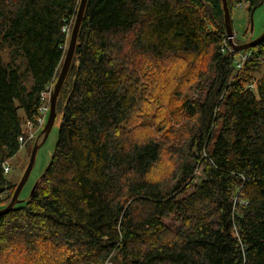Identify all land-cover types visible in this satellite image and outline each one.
<instances>
[{
  "label": "trees",
  "instance_id": "trees-1",
  "mask_svg": "<svg viewBox=\"0 0 264 264\" xmlns=\"http://www.w3.org/2000/svg\"><path fill=\"white\" fill-rule=\"evenodd\" d=\"M80 1L0 0V210L18 185L3 164L60 75ZM243 2L251 15L264 0H227L230 13ZM224 22L222 0H88L56 146L28 201L0 215V264H264V41L237 71L238 52L221 50ZM147 56L209 61L200 100L181 104L198 124L168 146V177L156 171L164 137L133 133L149 77L136 62Z\"/></svg>",
  "mask_w": 264,
  "mask_h": 264
},
{
  "label": "rangeland",
  "instance_id": "rangeland-1",
  "mask_svg": "<svg viewBox=\"0 0 264 264\" xmlns=\"http://www.w3.org/2000/svg\"><path fill=\"white\" fill-rule=\"evenodd\" d=\"M251 15L248 11V4L243 2L234 5L231 14L232 27L234 34H236L235 36H237L236 39H234V43L239 45L248 43L260 38L262 34H264V2L254 11L252 21ZM250 21L253 23L252 31ZM72 28L68 30L66 51L69 46ZM2 56L5 63L9 62L8 50L6 48L2 50ZM16 59V64L20 65L25 70L23 57L17 56ZM136 63L142 64H136V68L141 71L149 72V77L142 78V81L148 82V84L145 86L146 89L141 87L142 92L139 98V105L137 106L139 109L134 113L132 120L133 133L135 132L134 135L137 137H143L144 134L145 136L153 135L158 139H163L164 137L162 141L165 142L166 145H163L164 153L156 171L158 176L168 177L177 165V156L171 155L170 148L173 147V145L184 144L192 130H194L196 124H198V120L194 116H190L181 104L184 102L185 97H192L196 100H200L198 96L199 91L197 90L199 87H203L205 83L204 79L201 81L196 75L201 73V76H204V78L208 77L210 74V70L208 69L209 61L205 57L188 58L187 60L186 58L172 59L169 57L159 63L155 62L152 57L147 56L141 57ZM177 67L180 68V73H182V75L179 76V84L176 79H174V72L172 73V70H176ZM155 70L157 71L156 74H159L156 80H154L153 75ZM55 82L48 86L49 91L46 94V106H48L50 91L54 88ZM23 115L21 111L20 116ZM60 122L61 116L58 115L47 140L38 149L32 172L24 188L20 191L19 203L28 201L34 186L46 170L54 152L53 149H55L56 146ZM40 130L42 129H38L36 132L37 135L33 137V140L21 148L19 153L8 163L11 171L7 178L12 184H19L21 181L29 165L30 156L36 144L38 133L40 134ZM219 130L220 126L214 129L212 142L208 144L209 151H212L214 148L213 143H215ZM202 170L203 167L200 164L194 182L191 184V191H194L205 179ZM7 194L8 192H5L3 196L5 197ZM19 203L18 205H20ZM11 261L12 258L10 264Z\"/></svg>",
  "mask_w": 264,
  "mask_h": 264
},
{
  "label": "water",
  "instance_id": "water-1",
  "mask_svg": "<svg viewBox=\"0 0 264 264\" xmlns=\"http://www.w3.org/2000/svg\"><path fill=\"white\" fill-rule=\"evenodd\" d=\"M223 2V9H224V17H225V26H226V30H227V37L229 38V43L230 46L234 49V51L236 52H241V51H245L248 49H252L254 47H256L259 43H261L262 41H264V34H262V36L256 40L250 41L248 43H244V44H236L234 43V30L232 27V20H231V14H230V10L228 8V4H227V0H222ZM88 0H81L80 1V6L77 12V16H76V20L74 23V26L72 28V32H71V36H70V42H69V46L68 49L66 51V54L64 55V62L62 65V69L60 72V75L55 83L53 92L51 94V98H50V114L48 117V121L43 130V136L42 139L38 142H36L33 151L31 153L30 156V162L29 165L21 179V181L19 182L16 190L14 191L13 197L11 202L9 203V205L3 209L0 210V215L9 212L16 204L19 203V195H20V191H22V189L24 188L25 184L28 181V177L30 176L32 169L34 167V163H35V159H36V155L38 152V149L45 143V141L47 140L49 134L51 133L56 119H57V110L56 106H57V99L58 96L60 94V91L64 85L63 82H65V79L69 73L74 55H75V51H76V47H77V41H78V36H79V31H80V27L82 24V20H83V16H84V12L87 6ZM256 9L253 10L252 15H251V21H252V16L253 13ZM250 21V22H251ZM253 30V23L251 22V31ZM37 184L34 186L31 194H33L35 188H36ZM3 192V191H2Z\"/></svg>",
  "mask_w": 264,
  "mask_h": 264
},
{
  "label": "built area",
  "instance_id": "built-area-1",
  "mask_svg": "<svg viewBox=\"0 0 264 264\" xmlns=\"http://www.w3.org/2000/svg\"><path fill=\"white\" fill-rule=\"evenodd\" d=\"M235 39V37H234ZM222 52L226 53V50L229 52V51H234V49L230 46V43H229V38L227 37V39L225 40L224 42V47L223 49H221ZM254 52L252 49H248V50H245V51H241V52H238L237 54V57H236V60H235V68L237 71H240L245 63L249 60H253L254 57ZM253 57V58H252ZM259 61H261L260 63H262L263 67H264V58L260 57V58H257ZM253 88V85H250V89ZM54 89V88H53ZM53 89L52 91H50V96L53 92ZM49 91V87H47L42 93H41V96H40V101H41V104L39 106V110H38V115L34 118V120H26V122L23 124V132H25L26 134V138H24L23 136H21L19 138V141H20V144H21V148H23L24 146H26V144L30 141L33 140V137L36 136V132L38 129H42L40 130V134L38 133V137H37V140L36 142L39 141V139L41 140L42 139V136H43V130L46 126L45 123H47L48 121V117H49V114H50V96H49V103H48V106H46V94L47 92ZM3 168H4V175L7 177L8 174L10 173L11 171V168L9 167L8 163L5 162L3 164ZM107 264H111V263H107Z\"/></svg>",
  "mask_w": 264,
  "mask_h": 264
}]
</instances>
